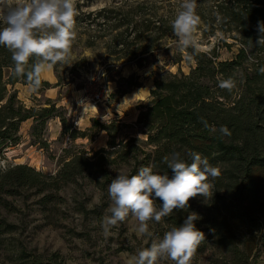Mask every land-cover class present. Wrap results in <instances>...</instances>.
<instances>
[{
    "label": "trees",
    "instance_id": "1",
    "mask_svg": "<svg viewBox=\"0 0 264 264\" xmlns=\"http://www.w3.org/2000/svg\"><path fill=\"white\" fill-rule=\"evenodd\" d=\"M210 12L203 19L207 25L204 32L216 38L218 32L232 42L220 38L208 50L184 49L185 58L194 61L187 74L167 70L155 73L149 102L137 106L134 122L145 138H116L124 126L119 119L101 122L94 118L92 127L107 134L106 147L91 155L85 149H64L66 155L54 174L27 164L0 166V195L36 188L47 199L52 197L49 191L84 174H99L110 180L109 167L118 163L151 166L156 174L171 175L165 156L177 152L181 159L190 162L189 154L198 152L221 174L216 179L210 178L216 192L208 201L206 213L197 220L205 239L196 250L204 251L209 242L227 254L212 264H253L251 260L259 242L264 246V221L256 217L264 216V74L258 71L264 66V45L256 43L257 22H264V0H211ZM150 22L149 17L137 21L128 18L125 24H132L133 37L125 45L144 42ZM166 33L160 28L155 42ZM234 45L237 47L234 55L220 59L221 47L229 49ZM35 59L30 58L29 69ZM12 70L11 53L0 46V155L19 142L20 126L28 119L32 121L30 135L36 139L43 137L46 123L52 117L61 124V136L70 140L91 139L88 130L68 124L56 101L47 98L46 106H25L14 85L29 83L25 78L13 77ZM229 77L236 82L231 92L218 86L221 79ZM58 85V81L51 85L41 78V86L35 92ZM125 93L127 90L119 96ZM222 125L227 126L231 135L219 132ZM167 218L170 225L179 226L184 215L178 213Z\"/></svg>",
    "mask_w": 264,
    "mask_h": 264
},
{
    "label": "rangeland",
    "instance_id": "2",
    "mask_svg": "<svg viewBox=\"0 0 264 264\" xmlns=\"http://www.w3.org/2000/svg\"><path fill=\"white\" fill-rule=\"evenodd\" d=\"M74 2L76 36L69 62L59 63L56 70H53L55 83H59L58 96L53 101H56L58 111L67 117L68 124L80 130H88L91 139L70 140L67 136H61V124L59 125L56 117L47 121L41 139L30 135V127L26 129L23 126L19 142L0 155L2 168L27 164L46 174H54L60 166V160L66 155L64 149H85L89 151L88 155H91L100 147H106V132L93 128L92 119L90 126L85 127L81 119H74L72 112H69L70 107H79L82 111L90 109L96 114L95 119L101 122L111 119H119L122 122L125 121V116L129 122H122L124 126L120 128L116 138H145L134 122H130V118L138 105L149 102V90L153 87L155 73L167 70L187 74L194 66V61L185 58L184 49L178 47L171 26L181 10L182 0ZM210 5L211 0H197L196 11L201 18L197 30V48L200 50L210 49L220 38L232 42L218 32L217 38L204 32L207 25L203 19L209 15ZM143 17H149L151 21L150 30L145 33L146 39L144 42L129 43V46H126L125 42L133 37L132 24H125L126 20L129 18L137 21ZM155 27L167 32L156 42L154 37L160 32V28L157 30ZM236 49L235 45L229 49L221 47L220 59L231 58ZM143 51L145 52L142 53ZM100 69L106 72L109 96L104 102L94 105L86 98L83 83L88 76ZM18 87L23 96L27 95L24 89L31 86L22 87L19 83ZM44 90L39 93L31 91L30 95L26 96L28 101L26 104L23 102L24 105L46 106ZM125 90L128 94L119 96V93ZM72 95L75 96L76 105L66 108V104L62 105L61 101L67 103ZM78 121L80 124H77ZM143 166L145 165L133 166V163L112 164L109 167L110 180L99 174H84L68 185L49 191L52 197L47 199H44V194L38 193L36 188H23L13 195H0V264H127L129 257L135 255L139 249L150 247L153 239L162 238L164 233L173 227L168 223L167 217L180 213L185 219L190 212L199 216L206 213L210 198L197 196L189 200L188 208L175 210L160 222L149 221L152 238L136 236L132 229L138 222L131 214L124 222L113 227L111 235L105 238L100 221L105 215H109V184L117 174L125 173L131 176L133 170L138 172ZM211 191L214 194L216 192L214 187ZM96 198H99V203H96ZM154 203L157 208L160 207L159 200ZM256 217L264 221V216L259 217L257 214ZM194 223L198 229L202 228L197 221ZM254 253L256 255L251 262L264 264V246L260 242L258 250ZM226 255L223 249L208 242L204 251L194 252L190 264H212ZM158 264L174 262L160 260Z\"/></svg>",
    "mask_w": 264,
    "mask_h": 264
},
{
    "label": "clouds",
    "instance_id": "3",
    "mask_svg": "<svg viewBox=\"0 0 264 264\" xmlns=\"http://www.w3.org/2000/svg\"><path fill=\"white\" fill-rule=\"evenodd\" d=\"M180 9L171 24L177 45L182 49H195L201 23L196 11L197 0H182ZM75 16L74 0H0V21L4 24L0 28V46L11 53L13 77L25 78L31 91L35 92L41 86V74L45 68L51 69L58 63L67 64L76 36ZM257 31L256 43L264 45V22H257ZM32 57L36 59L29 69ZM258 71L264 74V66ZM218 86L231 92L236 82L229 77L221 79ZM219 132L231 135L224 125L220 126ZM189 155L190 162L181 159L177 152L164 157L171 175L156 174L151 166H143L131 176L117 174L108 186L109 215L100 221L103 236L111 235V229L131 214L138 222L132 229L136 236L152 238L149 221L160 222L173 211L188 208L189 200L197 196L211 199L214 193L210 178H218L220 169L198 152ZM157 200L160 201L159 208L154 203ZM199 219L197 213L190 212L182 224L173 226L162 238L153 239L150 247L139 249L128 258L127 264H158L160 260L190 264L197 246L205 239L194 223Z\"/></svg>",
    "mask_w": 264,
    "mask_h": 264
},
{
    "label": "crops",
    "instance_id": "4",
    "mask_svg": "<svg viewBox=\"0 0 264 264\" xmlns=\"http://www.w3.org/2000/svg\"><path fill=\"white\" fill-rule=\"evenodd\" d=\"M41 78L43 80H46L48 81L50 84H54L56 79H55V76H54V73H53V67L51 69H48V68H45V70L42 72L41 74ZM18 84H15L14 85V89L17 90V93H18V98L24 102L25 104L27 103L28 99H27V95H30L31 93V87L27 89H24L26 90L27 92V95H23L21 96V91H19V87H18ZM22 87L24 86H30V84H27V85H23L21 84ZM150 91V90H149ZM127 93H125V95H127ZM43 95L46 97V98H49V99H52V100H56L57 99V96H58V89H57V86L55 87H50V88H47L44 90V93ZM63 103H61L62 105H65L66 104V108H69L70 106H75L76 105V101H75V96L72 95L69 100H67V103H64V101H61ZM69 112H72V116L74 117V119H81V122L84 124L85 127H89L90 126V120L93 119V118H96V114L91 111L90 109L87 110V111H82V109H80L79 107H75V108H71L69 109ZM137 112H138V109L136 110H133V113H132V118H130V122H135L136 120V117H137ZM124 120L125 121H122V122H129L127 120V118L125 119V116H124ZM59 125H60V122L59 120L57 119ZM32 124V121L30 119L22 122L21 126H20V134L23 130V126H25L24 128L28 129ZM77 124H80V121L77 122ZM60 129V128H59Z\"/></svg>",
    "mask_w": 264,
    "mask_h": 264
},
{
    "label": "built area",
    "instance_id": "5",
    "mask_svg": "<svg viewBox=\"0 0 264 264\" xmlns=\"http://www.w3.org/2000/svg\"><path fill=\"white\" fill-rule=\"evenodd\" d=\"M83 85L86 98L94 105L104 102L109 96V82L104 70L92 73L85 79Z\"/></svg>",
    "mask_w": 264,
    "mask_h": 264
}]
</instances>
